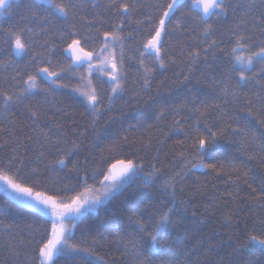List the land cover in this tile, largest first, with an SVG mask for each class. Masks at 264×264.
I'll use <instances>...</instances> for the list:
<instances>
[{"label": "trees", "instance_id": "16d2710c", "mask_svg": "<svg viewBox=\"0 0 264 264\" xmlns=\"http://www.w3.org/2000/svg\"><path fill=\"white\" fill-rule=\"evenodd\" d=\"M55 2L76 5L67 21L55 16L43 21L40 17L46 15V4L38 5L36 18L21 8L0 19V89L18 91L27 75L42 67L60 73L58 83L66 85L56 87L41 76L37 84L45 91H37L7 111L0 109V127L4 129L0 132V168L10 176L19 168L24 179L39 180L38 190L70 197L97 191L110 165L119 159H134L143 167L95 212L79 218L69 244L83 250L65 248L54 257L55 264H136L129 244L137 234L135 221H142L150 231L154 214L169 208L171 223L159 238L170 264H264L259 250L241 247L249 232H264V199L257 195L264 187V123L256 111H250L264 98V78L257 76L237 89V99L221 91L235 83V78L227 79L234 34L251 37L250 47L264 40V0H224L226 11L209 18L212 28L207 36L197 18L202 14L189 7L191 0L179 2L163 39L165 67L156 66L147 88L140 65L145 27L135 21L148 15L158 20L154 6L165 0H117L118 4L136 5L119 33L125 38L123 91L109 104L110 85L102 83L106 80L99 75H91L101 105L95 114L81 95L87 64L68 67L71 61L64 49L70 39H62L60 33L75 31L79 37H88L85 51L97 52L102 48L103 33L113 31L121 18L108 10V0ZM87 21H92L91 27ZM12 28L32 29L26 33L34 41L27 53H13L4 35ZM114 49L119 58L120 46L114 45ZM33 52L43 53L39 62L32 60ZM240 53L249 54L238 49L236 54ZM144 63L152 65L147 54ZM260 67L257 63L252 72ZM161 110L163 115L158 118ZM33 111L37 117H32ZM224 111L230 114V126L206 160L217 165L218 171L193 169L182 179L176 178L174 189L165 188V181L181 167V154L191 159L185 151L187 134L197 124L201 130L206 125L215 130L224 123ZM173 122L178 127L169 131ZM73 141L77 147L65 157L67 166L53 168L52 161L62 154L58 149L71 147ZM244 172L246 177L241 175ZM51 231L49 218L0 191V264H40L39 247ZM148 246L145 237L143 247Z\"/></svg>", "mask_w": 264, "mask_h": 264}, {"label": "snow or ice", "instance_id": "6c2138e0", "mask_svg": "<svg viewBox=\"0 0 264 264\" xmlns=\"http://www.w3.org/2000/svg\"><path fill=\"white\" fill-rule=\"evenodd\" d=\"M47 4L49 7L43 9L46 15L40 18L43 21H47L48 16H55L57 20L67 21L69 17V11L75 8L76 5L70 2L56 3L55 0H0V19L5 16H9L13 11H18L21 8L25 12H31L33 18H36L40 13L38 5ZM192 6L201 7L202 15H198V19L204 25L203 32L205 36L211 34L212 25L209 23V18L219 16L226 11L227 5L224 0H191L190 8ZM159 13L158 20L154 19L152 15L146 16L143 20H136L135 23L139 26L145 27L144 39L146 43H143V51L140 52V65L143 68V81L145 88L148 87L149 80L152 73L155 71L156 66L160 68L165 67V58L162 56V46L164 36L170 31L168 24L172 20L175 12L177 11V0H165L164 3H160L154 6ZM108 10L112 11L114 15L121 18V24L115 25L113 31H105L103 33V43L101 45L103 52H109V45H119L120 55L117 58L115 52L111 53L110 58H107L101 71V74L107 76L106 83L110 85L111 93L108 96L109 104L120 96L123 91V40L125 39L119 33L122 31L121 25L125 19H131V13L136 8V5L131 2L117 3V0H108ZM75 15V13H73ZM81 19H84L83 17ZM91 27L92 21H87ZM180 22L177 21L176 26L179 27ZM2 27V23H0ZM41 31H47V28H42ZM32 32L31 28H12L8 32L4 33L7 41L13 48V53L17 56L27 53L30 50V46L34 41L26 36V33ZM264 34V29L261 30ZM62 39L68 40L67 47L64 49L65 53L69 55L66 59H70L68 67L72 68V63H75L77 67L87 64V71L89 75H92V61L97 59L102 53H98L95 50L85 51V45L88 41V37H79V33L75 31L61 32ZM235 35V47L232 48V67L230 68L227 79L231 81L235 78V83L231 85V89L226 85L221 89L225 96L231 95L234 99L238 98L237 89H243V87L255 79L257 76L264 78V40H261L258 44L249 46L251 37L243 34ZM134 38V37H129ZM216 42L213 41L214 45ZM255 48V50H252ZM247 50L248 55L241 56L237 55V50ZM152 60V65H146L144 63L145 55ZM43 53H32V60L39 62L40 57ZM193 55V54H190ZM193 55V58H195ZM51 63L50 61L48 62ZM259 63L261 67L257 72H252L255 65ZM63 70H61L62 72ZM247 73H252L248 75ZM60 73L50 70L49 67L38 68L35 74H28L27 78L22 81L23 86L16 92H6L0 89V109L7 111L9 107L21 104L24 100L30 96L36 94L37 91H45V89L39 88L37 79L43 76L49 80L52 85L56 87H65L66 85L58 83V77ZM259 82V81H257ZM77 91H79L77 89ZM85 97L86 103L92 109L93 114L100 110V97L99 94L93 90L90 94L81 93ZM249 105H252V101H248ZM256 111L258 116H261V123H264V98L260 102L258 108L250 111ZM200 111V109H197ZM203 114V113H201ZM32 117H37L35 111L31 112ZM163 115V110L158 113L159 116ZM224 117V123L216 127L205 126L204 130H201L197 126L193 128L192 133L187 134L186 140L188 141L185 145V151L191 154V159L184 156L182 153L179 159L182 160L181 167L174 173L169 180L165 181V188L173 187L176 182V178H183L187 172H191L193 169L203 168L218 171L217 165L207 163L209 153L212 151L213 146L217 144V141L223 136L226 128L230 126V114L226 111L222 112ZM151 127V126H150ZM178 127L177 122L169 127V131H174ZM4 129L0 127V132ZM47 135V134H45ZM167 135V133H165ZM247 135V133H245ZM127 137H125V140ZM252 139H255V135H252ZM56 143H59L58 141ZM178 143L184 144V141ZM55 147V144L53 145ZM77 147L76 142L73 141L71 147L59 150L62 152L58 160L52 161L51 166L55 168L57 165L66 167L65 157H70L73 154V150ZM112 151H115L113 148ZM43 155V153L41 154ZM103 161V158H102ZM117 164L121 166L118 174H104V179L101 184H105V191L102 195H98L93 199H87L80 194L64 197L58 194H47V190L39 189V180H26L21 176L20 169L17 168L13 176L8 175L3 168H0V181H3L10 189L9 195H12L14 199L23 203L26 207L34 209L42 215L49 216L52 223V235L39 247L40 264H55L53 261L54 255L58 252L64 251L65 248H71L72 250H83L78 249L75 245L69 244L70 240V229L65 227V222L75 225L76 219L79 216L85 214L91 210L94 206L101 202L102 198H107L114 191L118 190L121 185L132 178L137 173L143 171L142 165L136 163L134 159H119L115 164L110 165L109 173L112 169L116 168ZM75 167V162L73 163ZM36 170L33 169V172ZM155 171V169H154ZM151 175V173L149 174ZM246 177V172L241 174ZM111 181V183H107ZM84 184L87 186V177H85ZM251 187V185H250ZM6 189V190H7ZM253 193H257L255 188H252ZM260 199H264V187L261 188L260 192L257 193ZM171 209L157 211L154 217L150 219L151 230L149 231L148 225L140 220H136L137 234L135 238L129 241L131 246V255L135 260L136 264H155L157 258H159V264H170V261L165 259V248L164 244L161 243L159 238L160 233L165 231L171 223ZM145 237L150 241V246L147 248L143 247ZM241 247L248 248L252 251L259 250L264 254V232L257 234L255 231L249 232L246 239L241 244Z\"/></svg>", "mask_w": 264, "mask_h": 264}, {"label": "rangeland", "instance_id": "374dc122", "mask_svg": "<svg viewBox=\"0 0 264 264\" xmlns=\"http://www.w3.org/2000/svg\"><path fill=\"white\" fill-rule=\"evenodd\" d=\"M181 1H183V0H177V4H178L179 2H181ZM46 5H47V4H46ZM193 7H194L195 9H197L198 11H200V13L202 14V12H201V7H197V6H193ZM109 49H110L109 52H103V49H102V48H101L100 50H98L97 52H98V53H102V55H100V56L96 59V61H95V59L92 61V65H93V67H92V75H93V74H97V75H99L101 78H103V79H105V80H107V76L102 75V74H101V71H98V69H102L104 61H105L107 58H110L112 52H115L114 45H109ZM66 54L69 55L68 53H66ZM238 55L244 56V55L241 54V53L238 54ZM19 56H20V55H19ZM73 64L76 65L75 63H73ZM92 91H93V87H92V83H91V76L89 75V73H88V71H87V75H86V77H85V79H84V83H83V91H82V93H88V94H90ZM82 97H83V99H84V101H85V103H86L85 97H84L83 95H82ZM86 105L88 106L87 103H86ZM88 107H89V106H88ZM89 108H90V107H89ZM114 164H115V163H114ZM109 168H110V167H109ZM109 168H108L106 174H118V173L120 172L121 166H120L119 164H117L116 168L112 169L110 173H109ZM107 183H111V181L106 182V184H107ZM6 189H7V186L4 184L3 181H0V191H1L2 193H3L4 195H6L8 198H10L11 200L15 201L16 203L25 206V205H24L23 203H21L20 201L14 199L12 195H9V193L11 192L10 189H7V190H6ZM104 191H105V184H102V186H101L99 189H97V191L86 192V193H83L82 196L85 197V198H87V199H93V198H95V197L98 196V195H102V193H103ZM113 193H115V191H114ZM110 195H112V194H110ZM110 195H109V196H110ZM109 196H108V197H109ZM105 201H106V198H102V199H101V202H100L99 204H97L96 206H94L93 208H91V210L87 211L85 214L95 212V211L97 210V208H98L102 203H104ZM25 207H26V206H25ZM85 214H83V215H85ZM83 215L79 216V218L82 217ZM46 217L49 218V219L51 220V218H50L49 216H46ZM79 218L76 219L75 224L77 223V221L79 220ZM65 227H66L67 229H70V234H71L74 225L71 224V223L65 222ZM51 235H52V231H51ZM51 235H50V237H51ZM59 253H60V252H58L56 255H54V257H56ZM54 257H53V259H54ZM40 259H41V258H40Z\"/></svg>", "mask_w": 264, "mask_h": 264}]
</instances>
